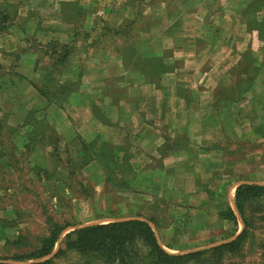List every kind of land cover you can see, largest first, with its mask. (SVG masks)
<instances>
[{
    "label": "rangeland",
    "instance_id": "1",
    "mask_svg": "<svg viewBox=\"0 0 264 264\" xmlns=\"http://www.w3.org/2000/svg\"><path fill=\"white\" fill-rule=\"evenodd\" d=\"M222 1H0V12H7L12 19L7 30L0 34V262L28 264L52 259L53 264H104L94 255L83 256L68 249L60 256L54 255L72 231L139 220L151 227L158 245L169 255L208 251L186 264H264V200L245 206L247 236L237 255L224 256L218 262L213 259L215 254L209 252L232 241L244 229L233 201L236 187L264 185V24L245 23L246 29L257 26L253 29L261 34L260 39H251L249 48L248 39L235 44L236 39L220 37L226 45L245 47V51L236 64L228 56L224 69L212 70L211 79L222 83L215 87L184 86L185 81H193L187 75L192 71L187 72L180 60L168 61L165 52L152 62L135 60L137 47L160 50L171 44L163 40L165 30L169 31L168 26L171 31L177 30L183 23L161 20L168 13L181 15L185 10L209 16L222 10L225 13L228 7L223 8ZM249 9L252 8L246 7L245 12ZM124 16L127 18L121 20ZM225 24L221 29L228 33L231 22ZM189 26L194 28L195 24ZM6 36H11V40ZM179 41L175 39L176 43ZM52 43L57 44L54 47L57 50L61 46L69 48L70 55L64 64L54 63ZM94 48L118 54L121 51L132 74L161 77L168 70L162 64L166 61L183 82L177 92L190 97L188 108L213 112L212 118L193 114L188 119L165 117V132L177 129V133L159 151L166 152L171 144L177 150L183 149L189 143L202 145L203 149L213 143L219 148L215 157L228 167L222 168L218 177L228 181L217 183L210 176L209 181L199 183V189L205 190L202 205L189 204L190 192L184 181L175 185V195L167 200L149 190L153 182L148 173L161 164L159 160H148L149 154L141 150L134 157L131 151L137 146L129 151L131 142L127 139H102L105 132L101 125L91 138L85 130L78 128L83 136L75 130V123H80L75 110L91 103L93 109L97 106L95 93L103 90L101 81L95 79H99V73L91 61ZM109 71L115 72L113 66ZM107 88L110 96L106 102L110 103L123 92L121 79ZM165 89L170 87L165 84ZM140 90L129 87L127 92L136 95ZM204 94H212L210 103L199 97ZM96 95L102 98L101 92ZM97 110L98 120L105 123L113 122L118 112L115 109L114 116L109 113L105 118ZM201 119L203 127H199ZM184 122H190L191 130ZM231 126L238 130L235 140L229 136ZM231 187L232 196L228 194ZM227 208L234 213L235 223L222 216L221 212ZM51 224L64 228L51 253L37 260L14 261V257L34 254L48 236ZM139 251L144 259V250Z\"/></svg>",
    "mask_w": 264,
    "mask_h": 264
},
{
    "label": "crops",
    "instance_id": "2",
    "mask_svg": "<svg viewBox=\"0 0 264 264\" xmlns=\"http://www.w3.org/2000/svg\"><path fill=\"white\" fill-rule=\"evenodd\" d=\"M57 1L75 3L77 0ZM221 6L223 8L228 7L227 12L224 13V10H222V12H215L211 16H209L210 14L193 13L188 10H185L181 15H176V12L168 13L161 20H167L168 22L180 20L183 23L177 30L173 29L171 31V26H168L169 31L168 29L165 30L163 40L171 41V44L160 50L156 48L144 49L145 46L143 45L142 49L137 47L135 60L152 62L159 60L161 54L165 52L168 54V61L180 60L179 62L183 64L187 72L188 70L192 71L187 75L189 76L188 80L193 78V81H185L184 86L215 87L221 85L220 81L211 79L212 70L221 71L230 59L234 60L235 64L239 61L240 54L245 51V47L238 48L235 44H240L243 39H248L247 48H249L252 38H261V34L253 29L257 26L252 29H246L247 25L245 23L253 21L256 25L264 24V0H223ZM246 7H251L252 9L245 12ZM253 7L256 8L253 10ZM124 18H127V16L121 17V20H124ZM157 20L160 19L158 18ZM229 22H231L232 28L230 27L228 33H225L221 28L226 25L225 23L229 24ZM193 23L195 27L191 28L189 25H193ZM215 23L216 25L213 26ZM196 30H199V33H195ZM191 32H194V35ZM224 36H229L228 39L230 37L236 39L235 47L226 45V41L224 42L220 38ZM7 37L11 40V36ZM178 38L180 41L176 43L175 39ZM187 38H193V41H187ZM207 39H215V41L209 42ZM228 56H230L229 60L226 59ZM91 61L93 66L96 67V72L99 73V79H95H97V82L101 81L99 85L103 86V90L97 92L99 94L101 92L102 98L98 99L97 93H95L97 99L94 100V103L97 106H94L93 109L96 110L90 108L92 103L86 108L75 110L77 111V113L75 112L77 123L80 122L79 124L75 123V130L80 132V135L83 136V133L78 128L85 130L88 134L87 137L91 138L95 131L99 132L96 127L101 125L102 132H105L103 135L100 131L103 135H100L102 139L115 138L118 141H122L125 138L127 142L130 141L133 144V147L130 144L129 151L134 148V145L137 146L135 151H131L132 155H135L134 157H136L135 152L141 150L143 153L149 154L148 160H159L161 167L154 168L151 174L148 173L151 175L152 178H150L153 182L149 190L158 192L155 195L157 194L163 200L173 197L175 195L173 192L175 185L180 181H184L182 183L185 184L190 192L187 196L190 199L189 204L198 207L200 203L202 205V201L205 198L204 192H202L205 190L199 189V183L202 184L205 181H209L210 176L216 178L217 183H227L228 179L223 176L218 177V174L222 172V168L225 169L228 166L226 163H219L220 161L216 159L220 150L213 143L209 144L208 149H203L202 145L191 146V143H189L188 147L178 150L175 145L171 144V148L167 145L166 152H159L165 148V141H171L170 139L174 138L177 133V129L169 130L168 134L165 132L167 128L166 123L163 122L165 117L188 119L192 117L191 114L202 118H212L214 116L213 112L208 109H205V111H193L192 108H188L190 97L180 95L177 92L183 82L176 78V69L174 67H168L170 65L166 61L162 62L168 70L167 72H164V70L161 77L155 75L151 77L139 72L132 74L130 72L132 70L129 69V62L122 56L121 51L118 54L116 51H103L97 48L93 50ZM110 66H113L114 73L109 71ZM196 74L198 77H195ZM120 79L123 90L121 96L116 98L115 101L106 102L107 97L110 96L107 86L117 85V81ZM93 82L96 83L95 80ZM165 84L170 87L169 90L165 89ZM129 87H139L141 90L136 95H133L127 92ZM199 97L203 98L207 103H210L213 98L212 94H204ZM147 103L149 104L148 106ZM120 107H122L121 110H119ZM97 109L101 110L105 118L109 117V113L114 116L116 114L115 109L118 112L113 122L105 123L98 120L95 114L98 112ZM122 118H126V121H123ZM124 123H127V125H124ZM184 123L185 127L191 130L190 122ZM199 124V127L204 126L202 119ZM231 127L229 136H233L232 139L235 140L238 130L236 127ZM186 128L184 130H187ZM141 160L142 162L145 161L142 158ZM217 186L220 187V185ZM228 192L229 195H233L232 187ZM197 211L199 212V210Z\"/></svg>",
    "mask_w": 264,
    "mask_h": 264
},
{
    "label": "trees",
    "instance_id": "3",
    "mask_svg": "<svg viewBox=\"0 0 264 264\" xmlns=\"http://www.w3.org/2000/svg\"><path fill=\"white\" fill-rule=\"evenodd\" d=\"M11 21L12 19L7 12H0V34L7 30L8 24ZM52 45L53 47L50 51L56 56L54 63L64 64L70 55L69 48L61 46L57 50L54 49V47H57V44L52 43ZM37 91L41 93L39 89ZM256 200H264V185L241 184L236 187L233 201L243 221L244 229L232 241L213 247L209 251L215 254L213 259L220 262L224 256H234L241 251L247 236L245 206ZM221 213H223L224 219L236 222L235 215L230 208ZM63 229L58 224H51L49 234L42 240L40 248L32 255L14 257V261L37 260L49 255ZM62 244L63 247L59 248L54 257L60 256L68 249L83 256L94 255L100 258L104 264H186L191 259L201 258L205 254H208V251H199L185 255H169L158 245L151 227L146 222L139 220L80 228L67 234ZM131 248L138 250L133 252ZM142 249L144 250V259L141 256V251H139ZM0 264L8 263L0 262ZM28 264H53V262L52 259H47Z\"/></svg>",
    "mask_w": 264,
    "mask_h": 264
}]
</instances>
